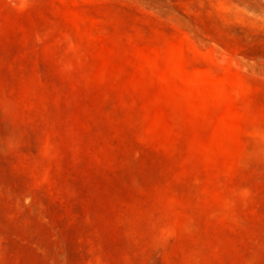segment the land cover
<instances>
[{
  "label": "rangeland",
  "instance_id": "rangeland-1",
  "mask_svg": "<svg viewBox=\"0 0 264 264\" xmlns=\"http://www.w3.org/2000/svg\"><path fill=\"white\" fill-rule=\"evenodd\" d=\"M0 264H264V0H0Z\"/></svg>",
  "mask_w": 264,
  "mask_h": 264
}]
</instances>
